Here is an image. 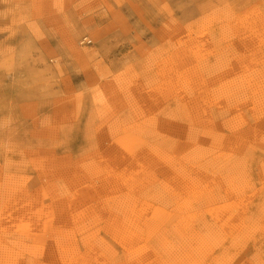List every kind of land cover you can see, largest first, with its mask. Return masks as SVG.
<instances>
[{
    "label": "rangeland",
    "instance_id": "rangeland-1",
    "mask_svg": "<svg viewBox=\"0 0 264 264\" xmlns=\"http://www.w3.org/2000/svg\"><path fill=\"white\" fill-rule=\"evenodd\" d=\"M146 263L264 264V0H0V264Z\"/></svg>",
    "mask_w": 264,
    "mask_h": 264
},
{
    "label": "bare ground",
    "instance_id": "bare-ground-1",
    "mask_svg": "<svg viewBox=\"0 0 264 264\" xmlns=\"http://www.w3.org/2000/svg\"><path fill=\"white\" fill-rule=\"evenodd\" d=\"M182 48V47H181ZM231 62V61H230ZM181 63V62H180ZM216 75V74H215ZM232 81V80H231ZM254 85V84H253ZM220 97V96H219ZM114 149V148H113ZM205 152V151H204ZM201 153V152H200ZM204 157V156H203ZM106 166V165H105ZM244 169V168H243ZM186 175V174H185ZM199 175V174H198ZM70 177V176H69ZM238 177V176H237ZM172 181V180H171ZM61 191V190H60ZM187 193V192H186ZM188 194V193H187ZM139 203V202H138ZM188 204V203H187ZM128 210H129V208H128ZM134 212H136V211H134ZM129 213H130V211H129ZM128 213V214H129ZM132 213V212H131ZM139 213V212H138ZM127 214V213H126ZM132 214H135V213H132ZM131 215V214H130ZM129 215V216H130ZM128 216V215H127ZM135 216V215H134ZM133 216V217H134ZM140 216V215H139ZM131 218V217H130ZM120 219H123V218H120ZM131 219H133V218H131ZM135 219V218H134ZM136 219H137V217H136ZM114 220V219H113ZM116 220V219H115ZM138 220V219H137ZM136 220V221H137ZM120 221H122V220H120ZM120 221H119V223H120ZM139 221V220H138ZM109 222V221H108ZM115 223V222H114ZM122 223V222H121ZM134 223V222H133ZM133 223H132V225H133ZM112 224V223H111ZM115 224H117V223H115ZM122 224H124V222L122 223ZM139 225V224H138ZM118 226H120V225H118ZM126 226V225H125ZM125 226H123V228H117L116 229V231L114 230V232L113 233H116L115 235H118V236H120V235H124L125 234V236H123V237H120L121 239L122 238H124V237H126V235H129V233H130V231L131 230H128V228H125ZM128 226V225H127ZM131 226V225H130ZM140 226V225H139ZM116 227H117V225H116ZM133 227H135V226H133ZM139 228V227H138ZM137 228V229H138ZM130 229V228H129ZM110 230H112L111 228H110ZM133 230V229H132ZM140 231V230H139ZM110 233V232H109ZM112 233V234H113ZM132 234V233H131ZM136 234V233H135ZM138 235V234H137ZM135 236V235H134ZM124 240V239H123ZM127 240H129V239H127ZM131 240V239H130ZM133 241V240H132ZM125 242H126V239H125ZM134 242V241H133ZM127 243H128V241H127ZM246 244V243H245ZM129 245H130V243H129ZM71 248V247H70ZM132 250V249H131ZM67 251V250H66ZM201 262V261H200ZM59 263V262H58ZM147 264V263H146Z\"/></svg>",
    "mask_w": 264,
    "mask_h": 264
}]
</instances>
